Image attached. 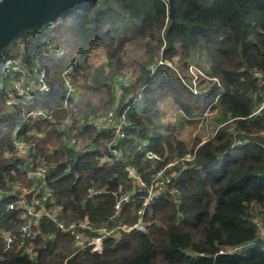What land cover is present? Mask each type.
Returning <instances> with one entry per match:
<instances>
[{"label":"trees","instance_id":"1","mask_svg":"<svg viewBox=\"0 0 264 264\" xmlns=\"http://www.w3.org/2000/svg\"><path fill=\"white\" fill-rule=\"evenodd\" d=\"M50 43H57L64 55L40 57L51 90L36 95L27 110L45 109L52 120L36 123L43 138L25 141L34 147L35 159L55 165L49 185L57 205L64 207V221L88 217L96 227L132 226L146 188L117 219H110L116 202L111 193L134 188L127 167L150 185L169 164L187 155L195 159L167 168L172 183L146 209L145 232L121 233L119 241L108 237L102 253H75L74 238L44 219L32 261L21 247L18 211L8 210L19 195L10 193L13 185L30 187L11 141L22 110L7 108L1 85L8 79L4 66L9 60L23 56L24 49L31 64ZM95 52H104L105 60L93 63ZM192 60L203 61L210 75V80H198V91H207L201 107H196L192 83L183 80ZM69 66L80 96L61 109L62 74ZM256 72L264 74V0H173L172 12L166 0H96L42 32L18 37L0 51V264H264V113L253 116L264 89ZM161 94L180 112L176 124L155 131L150 116ZM126 110V138L116 147L123 158L116 159L111 155L115 135L99 134L87 122ZM184 122L202 127L190 143L175 131ZM73 139L95 151L76 153ZM148 151L159 159H145ZM105 155L112 160L101 165ZM89 189L107 193L90 199ZM2 232L17 236L8 250ZM48 235L54 237L46 241Z\"/></svg>","mask_w":264,"mask_h":264},{"label":"built area","instance_id":"2","mask_svg":"<svg viewBox=\"0 0 264 264\" xmlns=\"http://www.w3.org/2000/svg\"><path fill=\"white\" fill-rule=\"evenodd\" d=\"M21 52L23 56L9 60L5 64L4 70L8 79L1 85V88L8 96L7 108L10 111L16 109L22 110V117L12 134L11 141L14 145L16 155L21 160L19 167L20 171L26 175V179L30 182V187L26 188L22 182L13 185L14 192L10 193L13 195L15 192H18L19 195L15 203L8 205V210L18 211V217L21 220L19 232L23 239L21 240V247L24 248L25 253L32 261L36 260L35 241L41 237L39 227L44 219H49L56 224L61 232L69 233L74 238L75 253L86 249H90L91 253H102L104 240L108 237H115L116 241H119L121 233H130L132 231L145 232L147 228L144 222L146 209L157 200L172 183L174 175L168 174L167 168L177 165L180 161L192 162L195 159V155H187L184 159L169 164L166 169L159 171L153 176L150 185L142 179L141 175L137 173L134 168L127 167V175L132 181L134 188L132 191L111 193L115 196L116 202L114 205V214L110 219H117L124 207L136 198V193L146 188L147 192L143 201V207L138 212L137 222L132 226L119 225L117 227H109L105 225L96 227L88 217L67 223L62 219L64 207L57 205L55 195L49 185V175L55 168V165L49 164L44 157L35 159L33 157L34 147L25 141V138L30 136L43 138L44 134L38 132L35 125L39 121H44L46 119L52 120L45 109L35 108L27 110L35 101L36 95H44L51 90V86L48 83L47 72L41 64L40 57L52 55L60 58L64 55V51L57 43H50L41 49L39 55L31 64H28L25 59L26 54L24 49H22ZM255 77L264 89V74L256 72ZM62 78L63 96L60 99L59 105L61 109H68L78 102L80 96V90L74 83V69L72 66L64 70ZM263 113L264 93L263 101L254 112L253 116H261ZM87 123L92 125L99 134L108 132L115 135V142L113 143V147L111 146V155L116 159H122V151L116 147L119 141L126 138V129L129 126L128 110L120 115L112 111L103 118L94 119ZM27 125L29 127L24 131ZM72 145L74 146L75 152L78 154L95 151L94 147H84L81 142H77L76 139L72 140ZM143 145H145V143ZM111 155L103 156L100 159V164L103 165L111 162ZM145 159L154 161L159 158L157 154L148 151L145 154ZM101 193H107L106 189H89L87 197L92 199ZM170 193L176 194L177 191L172 190ZM3 194L4 192L0 188V201L3 199ZM259 226L262 227V224L260 223ZM1 234L6 246L5 249L8 250L14 245L17 236L13 235L11 232H2ZM261 235L264 236V228H261ZM53 237V235L45 236V240L47 241ZM25 240L28 241L27 245L24 244Z\"/></svg>","mask_w":264,"mask_h":264},{"label":"water","instance_id":"3","mask_svg":"<svg viewBox=\"0 0 264 264\" xmlns=\"http://www.w3.org/2000/svg\"><path fill=\"white\" fill-rule=\"evenodd\" d=\"M96 0H0V51L21 35L55 24L67 13ZM173 11V0H166Z\"/></svg>","mask_w":264,"mask_h":264},{"label":"rangeland","instance_id":"4","mask_svg":"<svg viewBox=\"0 0 264 264\" xmlns=\"http://www.w3.org/2000/svg\"><path fill=\"white\" fill-rule=\"evenodd\" d=\"M105 60L104 52H95L92 56L91 61L95 64H99ZM171 65V64H169ZM173 65V64H172ZM176 67L179 70L178 66ZM206 79L210 80V75L208 73V67L203 61H196L192 60L190 62L189 70L183 73V80L187 84L192 83V88L195 90V94L198 93L197 105L196 107H201L204 103V99L206 97L207 91H198V80L199 79ZM208 84L205 82L204 86ZM180 112V109L177 107L175 103H173L170 97L167 94H161L159 97V106L157 110L150 116L152 121L154 122V127L151 128L157 131H164L168 124H176L177 121V113ZM206 112L204 116H207ZM141 114V113H140ZM207 114V115H206ZM187 119V118H186ZM201 124L199 125H192L188 122H184L182 125L179 124L175 131L177 136L186 143H190L192 139L201 133Z\"/></svg>","mask_w":264,"mask_h":264}]
</instances>
